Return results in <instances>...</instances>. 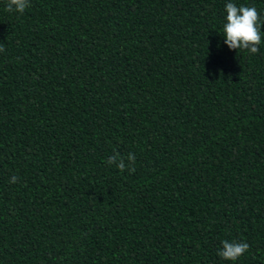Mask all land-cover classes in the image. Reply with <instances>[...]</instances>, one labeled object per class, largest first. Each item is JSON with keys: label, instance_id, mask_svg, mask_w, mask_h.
<instances>
[{"label": "trees", "instance_id": "1", "mask_svg": "<svg viewBox=\"0 0 264 264\" xmlns=\"http://www.w3.org/2000/svg\"><path fill=\"white\" fill-rule=\"evenodd\" d=\"M229 2L258 53L224 42ZM7 3L0 264H264V0Z\"/></svg>", "mask_w": 264, "mask_h": 264}, {"label": "clouds", "instance_id": "2", "mask_svg": "<svg viewBox=\"0 0 264 264\" xmlns=\"http://www.w3.org/2000/svg\"><path fill=\"white\" fill-rule=\"evenodd\" d=\"M29 6V0H8L7 11L23 13ZM226 23L223 25L224 42L232 50H247L251 54L259 52V45L261 44V31L258 28V21L260 20L259 14L255 7L250 6H237L234 3H227L226 6ZM2 50V49H0ZM127 160L129 161V169L131 164L135 162V155L129 153ZM108 164H116V166L124 171L126 168L124 158L118 152L114 153L108 159ZM17 177L13 176L10 183H16ZM222 249L218 255L228 261L235 262L241 257L248 249L249 244L246 242H229L227 240L222 242Z\"/></svg>", "mask_w": 264, "mask_h": 264}]
</instances>
